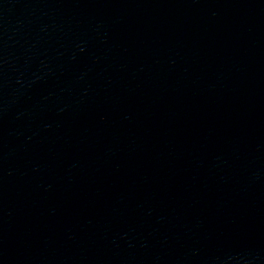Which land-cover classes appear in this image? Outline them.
Wrapping results in <instances>:
<instances>
[{
    "label": "water",
    "instance_id": "water-1",
    "mask_svg": "<svg viewBox=\"0 0 264 264\" xmlns=\"http://www.w3.org/2000/svg\"><path fill=\"white\" fill-rule=\"evenodd\" d=\"M0 264H264V0H0Z\"/></svg>",
    "mask_w": 264,
    "mask_h": 264
}]
</instances>
